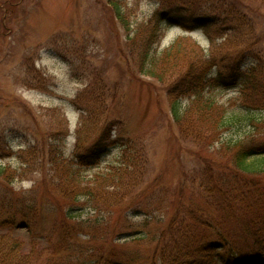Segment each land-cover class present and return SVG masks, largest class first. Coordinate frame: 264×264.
Returning a JSON list of instances; mask_svg holds the SVG:
<instances>
[{"label":"rangeland","instance_id":"obj_1","mask_svg":"<svg viewBox=\"0 0 264 264\" xmlns=\"http://www.w3.org/2000/svg\"><path fill=\"white\" fill-rule=\"evenodd\" d=\"M115 1L125 23L116 21L109 0H0V169L5 170L0 176V205H12L17 196L27 194L23 199L32 205V233L56 237L69 226L63 220L70 210H75L71 214L83 227L93 226L84 228L85 233L110 220L118 239L111 247L120 253L138 251L142 264H151L154 239L117 237L122 230L118 221L127 217L133 225L142 224L137 226L141 229L151 212L146 229L160 233L173 217L179 196L182 204L218 218L229 231L239 228L238 219H227L205 198L204 188L189 185L204 186L212 177L216 181L226 144L246 140L264 144L260 89L244 94V85L228 73L244 72L261 58L259 73L264 79V5L241 0L250 12L245 19L252 22L234 24V30L212 26L207 35L196 29L195 20L210 13V0ZM159 13L160 20L182 18V23H158L154 16ZM147 42H153L158 52L174 46L187 52L194 46L206 59L214 55L210 73L217 79L204 95L217 103L219 116L226 112V127L216 137L211 139L215 130L196 118L174 123L167 87L139 74L137 49ZM190 101L180 99L181 108ZM102 137L109 139L107 153L96 165H70L79 175L71 179L73 184L68 176L54 175L58 160L72 164L76 156L88 155ZM127 142L134 147L122 164L127 172L106 183H113L105 188L110 194L105 199L113 208L97 213L92 209L101 188L97 179L122 163L121 149ZM68 170L64 168L66 174ZM197 171L200 177L190 181ZM248 175L262 177L264 183V172ZM56 187L67 197L55 196ZM32 233L23 231L13 240L21 239L27 247L35 242ZM87 238L84 234L81 239L70 238V244L79 247ZM179 262L196 264L188 258ZM214 263L221 264L218 259L209 264Z\"/></svg>","mask_w":264,"mask_h":264},{"label":"trees","instance_id":"obj_2","mask_svg":"<svg viewBox=\"0 0 264 264\" xmlns=\"http://www.w3.org/2000/svg\"><path fill=\"white\" fill-rule=\"evenodd\" d=\"M248 1L244 0L245 3ZM259 1L264 5V0ZM208 3L211 4L210 13L205 14L204 19L195 20L196 29H201L207 35H209L212 26L226 25L228 26L227 30H234V24L241 27L242 24L246 25L252 22L245 19L250 12L247 8H243L244 3L241 0H228L227 4L210 0ZM108 5L112 9L116 21L125 23L124 14L117 1L109 0ZM214 11L217 13L216 16H213L216 14ZM161 17V13L156 14L154 21L158 23L173 21L176 26L182 23V18L175 19L168 16L170 18L160 20ZM230 39L229 37L226 41L229 42ZM152 46L153 42H147L144 47L137 49L139 74L160 85L163 84L165 88L167 87V95L170 97L168 99L171 101V116L176 125L196 118L197 121L207 124L206 127L211 128V131L215 130L211 139L216 137L219 130H224L226 127V112L223 110L219 116L217 103L204 95L205 88L213 86L212 84L217 79L212 78L210 73L211 68L215 66L213 65L214 55L206 59L201 53L202 51L199 54L194 46L190 47L187 52L179 46L158 52L156 46ZM261 66H263V60L256 58L244 72L236 73V70V72L228 73L233 79L239 80L240 85H244L242 87L244 94L254 92V89L257 92L260 89L258 94L264 98V86L262 85L264 79L259 73ZM217 75L219 76V74ZM185 97L191 101L189 106L182 109L180 99ZM105 140L108 144L109 139L102 137L88 155L76 156L72 160V164L58 160L56 162L58 165L54 166L57 174L54 172V175L68 176L73 184L71 179L75 180L79 175L70 165L79 166L83 163L96 165L108 151L109 146L106 145ZM133 150L131 142L122 146V163L110 168L97 179L101 188L98 201L92 208L93 211H98L97 213L110 212L113 208L108 199H105L106 196H110L105 188L111 187L113 183L111 185H106V183L115 181L123 174V171L127 172L122 169V164L129 159L127 155L131 154ZM260 158H264V144L262 143L250 140L228 143L221 150V159L224 163L217 164L219 172L215 178L216 181H213L212 177L206 180L204 186H202L203 183L189 185L195 190L204 188L205 198L227 219H238L240 223L237 225L239 227L237 231H229L225 228V224L221 225L216 217L204 216L197 210L191 209V204H182L181 197L178 196L175 213L168 224H165L167 227L161 229L160 233L158 230L151 234V231L146 229L149 226L147 221L151 219L150 212L141 229H138L137 226H142V224L133 225L131 224L132 220H128L127 217L118 221L116 224L122 230L117 234V237L127 236L135 239V235H140L141 241L146 237H149V240L154 239L156 246L151 257V264H181L180 258L195 260L196 264H204L207 260L211 262L212 259H218L221 264H256L258 260H264V183L262 177L248 175L252 173L260 175L264 172V159L258 160ZM250 160L253 162H249ZM66 167H69V174L68 171L67 174L64 171ZM136 170L139 171V167ZM198 174L199 171L193 172L189 180H196L197 177H200ZM4 175L5 170L0 169V176ZM113 189L117 190L116 185ZM33 192L29 193L33 194ZM55 194L60 199L67 197L57 187ZM26 196L27 194H20L12 205L8 203L0 205V264H142L138 251L130 250L120 253L111 247L116 245L118 239L115 236V229L110 230L112 227L110 220L97 225L96 231L85 233L83 232L84 228L88 229L93 226L83 227V222L77 221L71 214L75 210H70L66 216L64 215L65 221L63 220V222L69 226L65 227L61 223L66 231H62L63 228L60 229L63 233L57 237L45 232L32 233L33 211L32 205L23 199ZM91 199L89 196L87 201ZM148 205L150 204L148 203ZM18 220L21 223L18 224ZM23 231L30 235L32 233V239L35 240V242L30 241L27 247L21 239L13 240L15 235ZM78 234L80 235L78 236ZM83 234L88 237L83 245L77 247L70 244V238L81 239ZM60 236L63 237L56 239ZM52 237L53 239H51ZM92 242H100L103 246L94 247L86 244ZM40 243L50 248L41 247ZM86 252H89V255ZM128 253L132 254L128 255ZM45 254H47V258L43 259Z\"/></svg>","mask_w":264,"mask_h":264}]
</instances>
